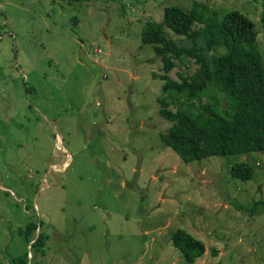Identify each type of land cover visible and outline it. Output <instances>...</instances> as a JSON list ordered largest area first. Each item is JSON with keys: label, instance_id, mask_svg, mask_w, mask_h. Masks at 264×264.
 <instances>
[{"label": "rangeland", "instance_id": "374dc122", "mask_svg": "<svg viewBox=\"0 0 264 264\" xmlns=\"http://www.w3.org/2000/svg\"><path fill=\"white\" fill-rule=\"evenodd\" d=\"M192 2L0 0V264H188L179 229L205 245L194 264H264V151L184 163L161 139L163 62L142 34ZM198 2L252 20L264 59V0Z\"/></svg>", "mask_w": 264, "mask_h": 264}, {"label": "trees", "instance_id": "16d2710c", "mask_svg": "<svg viewBox=\"0 0 264 264\" xmlns=\"http://www.w3.org/2000/svg\"><path fill=\"white\" fill-rule=\"evenodd\" d=\"M192 1L189 11L165 8L162 21L147 22L142 34L144 45L153 46L163 62L159 115L171 127L161 139L184 163L263 152L264 59L255 24L239 11L221 15L208 4ZM190 63L193 73L181 75L178 82L169 77L179 64L189 68ZM174 103L179 104L175 112ZM230 173L244 182L254 177L252 165L244 161L233 164ZM38 228L36 222L27 223L24 239L27 244L36 240L32 248L45 257L47 234L32 239ZM171 243L188 264L206 254L204 243L185 230L173 233ZM28 255L14 258L12 264H40L36 259L29 262Z\"/></svg>", "mask_w": 264, "mask_h": 264}, {"label": "water", "instance_id": "95a60500", "mask_svg": "<svg viewBox=\"0 0 264 264\" xmlns=\"http://www.w3.org/2000/svg\"><path fill=\"white\" fill-rule=\"evenodd\" d=\"M40 227H41V224H39V228H38V236H37V238L36 239H38V237H39V235H40ZM36 241V240H35ZM35 241H33L30 245H32L33 243H35ZM28 261L30 262L31 261V257H30V253H29V255H28Z\"/></svg>", "mask_w": 264, "mask_h": 264}, {"label": "built area", "instance_id": "2783aa9c", "mask_svg": "<svg viewBox=\"0 0 264 264\" xmlns=\"http://www.w3.org/2000/svg\"><path fill=\"white\" fill-rule=\"evenodd\" d=\"M97 53H100L99 51H97Z\"/></svg>", "mask_w": 264, "mask_h": 264}]
</instances>
